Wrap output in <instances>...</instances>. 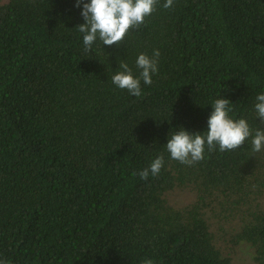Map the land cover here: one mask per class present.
Returning <instances> with one entry per match:
<instances>
[{"label": "trees", "instance_id": "16d2710c", "mask_svg": "<svg viewBox=\"0 0 264 264\" xmlns=\"http://www.w3.org/2000/svg\"><path fill=\"white\" fill-rule=\"evenodd\" d=\"M90 3V0H84ZM159 0L122 44L84 51L76 0H0V258L9 264H264V150L170 157L180 127L207 131L217 98L255 130L264 0ZM160 51L143 96L111 77ZM156 177L139 172L158 156ZM133 173H137L133 175ZM194 200L176 207L173 191Z\"/></svg>", "mask_w": 264, "mask_h": 264}, {"label": "clouds", "instance_id": "9594fccd", "mask_svg": "<svg viewBox=\"0 0 264 264\" xmlns=\"http://www.w3.org/2000/svg\"><path fill=\"white\" fill-rule=\"evenodd\" d=\"M159 0H76V7H81L84 23L76 28L83 34V46L86 53L92 50L94 43L99 40L103 46L122 44L125 37L133 29L144 25L146 19L155 11ZM174 0H166L165 9L173 7ZM160 51L154 50L152 55L141 53L136 59L139 73L126 62L119 63L118 71L111 77L112 83L121 90H127L134 97L143 96L141 82L151 85L152 76L158 74ZM213 111L207 120V131L191 133L180 127L168 138L166 149L170 157L181 164L192 166L202 161L205 150L213 152H229L242 148L251 138L253 152L264 150V128L255 130L245 118L235 119L234 105L226 98H217L212 104ZM254 109L261 124H264V93L256 96ZM165 160L158 155L149 165L139 172L142 180L149 175L156 177L160 174ZM137 173H133L136 175ZM0 264H9L0 258ZM142 264H154L152 259L145 258Z\"/></svg>", "mask_w": 264, "mask_h": 264}, {"label": "rangeland", "instance_id": "374dc122", "mask_svg": "<svg viewBox=\"0 0 264 264\" xmlns=\"http://www.w3.org/2000/svg\"><path fill=\"white\" fill-rule=\"evenodd\" d=\"M6 2L8 0H2ZM195 196L191 190L177 189L171 194V202L176 207L185 206L194 200ZM251 253L243 246L234 249L232 257L233 264H254L251 260Z\"/></svg>", "mask_w": 264, "mask_h": 264}]
</instances>
